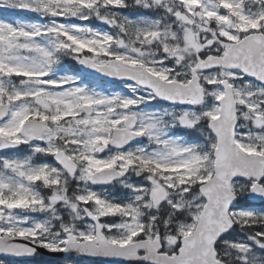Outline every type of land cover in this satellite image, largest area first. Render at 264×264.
<instances>
[{
	"label": "snow or ice",
	"instance_id": "1",
	"mask_svg": "<svg viewBox=\"0 0 264 264\" xmlns=\"http://www.w3.org/2000/svg\"><path fill=\"white\" fill-rule=\"evenodd\" d=\"M0 9V264H264V0Z\"/></svg>",
	"mask_w": 264,
	"mask_h": 264
},
{
	"label": "rangeland",
	"instance_id": "2",
	"mask_svg": "<svg viewBox=\"0 0 264 264\" xmlns=\"http://www.w3.org/2000/svg\"><path fill=\"white\" fill-rule=\"evenodd\" d=\"M0 11H4V10L0 9ZM6 12H8V11H6ZM5 17H7V18H11L12 16L10 17V15H8V14H6V16H1V15H0V18H5ZM94 23H95V22H94Z\"/></svg>",
	"mask_w": 264,
	"mask_h": 264
},
{
	"label": "flooded vegetation",
	"instance_id": "3",
	"mask_svg": "<svg viewBox=\"0 0 264 264\" xmlns=\"http://www.w3.org/2000/svg\"><path fill=\"white\" fill-rule=\"evenodd\" d=\"M86 264H99V263L87 261Z\"/></svg>",
	"mask_w": 264,
	"mask_h": 264
},
{
	"label": "water",
	"instance_id": "4",
	"mask_svg": "<svg viewBox=\"0 0 264 264\" xmlns=\"http://www.w3.org/2000/svg\"><path fill=\"white\" fill-rule=\"evenodd\" d=\"M42 253L45 254V255H47V256L52 255V254H48L47 252H42ZM57 256H59V255H57Z\"/></svg>",
	"mask_w": 264,
	"mask_h": 264
}]
</instances>
